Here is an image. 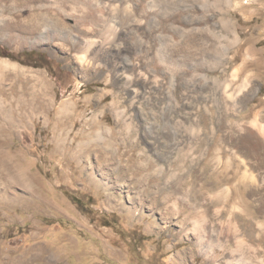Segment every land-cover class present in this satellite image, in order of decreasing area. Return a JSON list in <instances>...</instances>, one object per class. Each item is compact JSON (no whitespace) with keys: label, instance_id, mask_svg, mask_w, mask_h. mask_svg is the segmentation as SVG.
<instances>
[{"label":"rangeland","instance_id":"374dc122","mask_svg":"<svg viewBox=\"0 0 264 264\" xmlns=\"http://www.w3.org/2000/svg\"><path fill=\"white\" fill-rule=\"evenodd\" d=\"M206 13L221 31L223 14L240 42L181 38L180 16L153 29L155 50L180 47L193 72L187 108L173 113L183 80L166 67L182 62L118 54L145 38L115 39L119 22L105 24L94 0H0L13 26L0 61L17 66L0 78V156L12 157L0 166V264H264V0H211ZM42 25L50 41L33 46ZM100 26L117 46L83 62L79 37ZM206 40L209 82L195 75Z\"/></svg>","mask_w":264,"mask_h":264},{"label":"bare ground","instance_id":"6f19581e","mask_svg":"<svg viewBox=\"0 0 264 264\" xmlns=\"http://www.w3.org/2000/svg\"><path fill=\"white\" fill-rule=\"evenodd\" d=\"M210 1L211 0H94V4L101 7V16L104 18L105 24H108L110 22H115V20H117L119 22V27L116 28V32H115V39L121 40L123 38V36H125L126 33L129 31L140 32L141 34H143V36L145 38V40L143 41L144 45L141 48L137 49L134 46H130V44L127 43V44H124L120 47V52L118 51L119 52L118 54H121L122 52L131 53V54H134V56L136 55V57L137 56L143 57L147 60H150L151 58L157 56L159 58V60L163 63L162 65H164V66H167L169 60H171L173 62H174V60L176 62H182L181 64H177V65L174 64V66L170 65V66L166 67L167 69H170L171 71H176V72H178V74H181L180 81L183 80L182 82H179L177 85V89L180 92V94H178V93L177 94H169V96H168L169 104L172 105L171 111H175L173 113H177V110H180L178 108H181V110H185L187 108L188 97H189V92H190L189 91V83H190L189 81L190 80H188V78H189V73L191 72V71L189 72V69L191 66H189L186 63V61H185V60H187V59H185L186 54L180 49V47L175 51H170V52L166 51V53L165 52L163 53L160 50H155V45H154L155 39L153 36V31H154L153 29L157 25H159L158 23L160 20H162L165 23L167 22V23L174 26L175 21L180 16L181 17V23L177 27H175V29L177 31L176 33H178L181 36V38L185 37L186 35L189 36V34L192 31H196V32L197 31H199V32L200 31L201 32L207 31V34L210 31V33H211V34L209 33L210 35L215 36L219 39L217 43H219L220 40L226 36L225 34H227L229 40L231 41L230 43L233 46L237 45L240 42L241 37L238 34L235 27H233L231 25L230 21L228 19H226L225 16H223V14H221V16H222L221 21H222V24L224 25L222 31L217 30L216 28H214V29L208 28L207 22L209 20L208 19L209 15H207L208 13H206V12H207V7H208ZM214 1L218 2L220 0H214ZM227 3H229V5H230V0H227ZM120 12H124L123 18H121L119 16ZM9 23L10 22H8V21L6 22V18L0 14V41L1 42H3L4 39H6V38L8 39L9 34H8V32H6L7 26H10V28L13 29V26ZM154 23L156 25L153 27ZM43 26L44 25H42V27H38L37 33L38 32L39 33H38L37 38L39 40L35 41V43H33V46L49 43L50 37H48V35H46L47 29L44 28ZM147 26H148V28H147ZM101 29H103L101 26L96 27V28L87 29L85 31V33L81 37H79V39L83 43V47L85 49V50L80 49L81 55L79 56V58H81V60L83 62L90 63L91 58L93 56H96V55H101L103 57H109L113 53V48L117 46V45H115L116 43L114 44L112 40H109V41L104 40V38H102L99 35V31ZM202 35H201V37H202ZM194 36H195V34H194ZM76 37L77 36L74 37L75 40L78 38V37L77 38ZM191 37H193V36H191ZM177 46H179V45H177ZM80 48H81V46H80ZM215 48H216V45H215ZM200 49H201L200 53H202L204 61H203L202 65H200L201 72H199V73L196 72L195 75H199V76H201V78L204 79L205 82L206 81L209 82V79H210L209 71L212 70V67L207 66V64H206L207 60L206 59H207V57H211V54L213 52L212 51L213 45H212V43H210V41L206 40L200 45ZM230 50L231 49L229 48V45H222V50H221V54H220V65L221 66H223L226 62H228L230 60V58H231ZM196 51H198V50H196ZM10 68L17 71L16 65L5 62V61H0V78L3 76L4 70L10 69ZM133 68H134V72L136 73V72H140L141 66L137 63L136 65L133 66ZM191 73H193V72H191ZM155 79H157V78H155ZM137 80H140V79H130L128 82L129 88L131 90H133L132 92H134V88L137 87V85H140L139 81H137ZM155 82H158V80H156ZM227 96L230 98L232 97V95L229 94L228 91H227ZM112 108L113 109L117 108V102H114L112 104ZM132 108L133 107H131V109ZM133 110H136V109H133ZM160 111H162V109ZM163 111H164V109H163ZM114 112L117 114V116L120 119L123 120V124L125 126V129L128 132H131V129H133V127H132L133 125H131L132 123L126 119L124 112L120 111L119 109L115 110ZM135 112L141 118V120L144 119L143 114H141L138 111H135ZM163 114H164V112H163ZM164 116L166 118L172 117V113L164 114ZM0 117H2L1 112H0ZM3 118H2V120H3ZM184 119H185L186 123L190 124L191 121H190L188 115H185ZM143 125H141V126H143ZM148 126H143L142 129L145 131L147 136L151 137L152 133H154L152 131L153 128L151 129ZM190 126H192V124ZM3 131H4L3 127L0 126V133ZM117 131L120 132L121 130H117ZM104 132L108 135L109 140H112L111 142L113 144V138H114L113 131L109 128V129H105ZM188 132H190V131H188ZM2 135H1V137H2ZM8 156H9V154H8ZM0 158H1L0 159V166L3 167V170H4V168H6V166L10 162H12V157L5 158L4 156H0ZM10 165H12V164H10ZM243 178L250 179L251 181H253L254 176L248 175L247 173H245ZM8 180H9V177H8ZM7 183H9V182H7ZM12 183H14V182H12ZM244 264H246V263H244Z\"/></svg>","mask_w":264,"mask_h":264}]
</instances>
